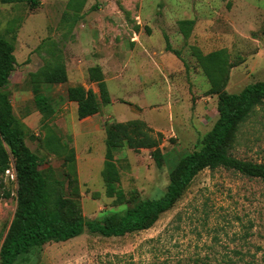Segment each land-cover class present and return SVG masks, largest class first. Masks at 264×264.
Wrapping results in <instances>:
<instances>
[{
    "label": "rangeland",
    "instance_id": "374dc122",
    "mask_svg": "<svg viewBox=\"0 0 264 264\" xmlns=\"http://www.w3.org/2000/svg\"><path fill=\"white\" fill-rule=\"evenodd\" d=\"M78 1L77 8L68 0L0 2V32L16 60L2 90L43 176L61 181L86 219L101 220L165 192L169 172L198 149L216 121L218 92L239 93L264 81V0ZM181 19H194L187 38ZM164 35L180 58L165 49ZM213 51L220 54L212 88L197 53ZM57 62L65 66V81L32 80V73ZM94 66L110 102L79 119L66 90L82 85L98 93L89 80ZM133 119L161 133L162 165H155L150 149L116 150L119 180L110 192L101 177L105 127ZM67 147L74 150V170L65 162ZM229 151L264 162V103L240 125ZM73 175L76 183L69 182ZM16 188L0 175V244ZM16 264H264V180L224 167L204 169L149 229L120 237L83 232L32 248Z\"/></svg>",
    "mask_w": 264,
    "mask_h": 264
},
{
    "label": "trees",
    "instance_id": "16d2710c",
    "mask_svg": "<svg viewBox=\"0 0 264 264\" xmlns=\"http://www.w3.org/2000/svg\"><path fill=\"white\" fill-rule=\"evenodd\" d=\"M20 1H26L32 6L38 4V0H0L3 4ZM68 3L72 8H77L79 1L68 0ZM193 25L194 19L178 21L179 31L184 38L190 35ZM164 41L165 49L180 58V51L171 47L166 35ZM219 54L220 51H213L207 56L197 53L212 88L216 86L217 66L214 57ZM58 62L52 66H42L31 74L32 80L48 83L65 81V66ZM15 63L14 46L0 32V175L13 164L17 185L13 217L0 244V264H16L32 248L48 242L67 241L83 232L103 237H120L149 229L162 213L176 203L194 177L204 169L224 167L264 180V162L240 159L229 151L240 125L255 106L264 103V81H258L246 85L239 93L218 92L216 121L200 139L198 149L183 155L169 172L168 184L160 197L143 200L122 212L106 214L101 220L86 219L77 201L64 195L63 183L59 180L48 181L43 176L38 169V156L25 144L23 131L16 123L9 97L2 90ZM89 80L95 81L98 93L82 85L69 86L66 90L67 100L76 103L79 119L97 113L101 105L110 102L106 83L97 66L89 69ZM104 132L105 151L101 177L108 191L111 192L119 180L114 153L124 146L135 151L150 149L155 165H162L164 154L159 148L162 135L155 134L143 121L133 119L112 122L105 127ZM65 150V162L74 170V150L72 147ZM72 180L76 183V175L69 182L72 183ZM3 195L8 197L10 193L6 191Z\"/></svg>",
    "mask_w": 264,
    "mask_h": 264
},
{
    "label": "built area",
    "instance_id": "2783aa9c",
    "mask_svg": "<svg viewBox=\"0 0 264 264\" xmlns=\"http://www.w3.org/2000/svg\"><path fill=\"white\" fill-rule=\"evenodd\" d=\"M4 174L8 176L12 181H16L15 169L13 164H10L9 168L5 170Z\"/></svg>",
    "mask_w": 264,
    "mask_h": 264
}]
</instances>
